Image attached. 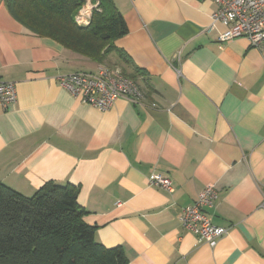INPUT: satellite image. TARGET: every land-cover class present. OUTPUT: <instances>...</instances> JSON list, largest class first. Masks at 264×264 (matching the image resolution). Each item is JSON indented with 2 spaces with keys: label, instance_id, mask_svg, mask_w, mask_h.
Segmentation results:
<instances>
[{
  "label": "crops",
  "instance_id": "0c3cea01",
  "mask_svg": "<svg viewBox=\"0 0 264 264\" xmlns=\"http://www.w3.org/2000/svg\"><path fill=\"white\" fill-rule=\"evenodd\" d=\"M127 56L101 64L25 29L0 0V82L16 101L0 106V185L24 197L72 185L95 241L126 264H264V50L244 38L222 45L207 0H112ZM117 68L144 99L106 111L58 78ZM138 69V70H137ZM152 173L173 192L151 187ZM212 186L205 208L226 234L211 248L180 227L182 209Z\"/></svg>",
  "mask_w": 264,
  "mask_h": 264
},
{
  "label": "trees",
  "instance_id": "16d2710c",
  "mask_svg": "<svg viewBox=\"0 0 264 264\" xmlns=\"http://www.w3.org/2000/svg\"><path fill=\"white\" fill-rule=\"evenodd\" d=\"M91 1L99 11L85 27L75 16L86 0H6V6L31 33L96 64L112 52L127 60L113 44L127 33L121 14L112 0ZM84 214L72 185L49 183L31 197L0 185V264H126L121 248L95 241Z\"/></svg>",
  "mask_w": 264,
  "mask_h": 264
},
{
  "label": "built area",
  "instance_id": "2783aa9c",
  "mask_svg": "<svg viewBox=\"0 0 264 264\" xmlns=\"http://www.w3.org/2000/svg\"><path fill=\"white\" fill-rule=\"evenodd\" d=\"M216 6L211 15L213 24H220L225 31L218 34L217 42L222 45L236 38H244L251 48L264 50V0H207ZM99 11L98 2L86 0L75 16L79 27L88 26L93 12ZM59 85L73 97L100 111L108 110L113 103L126 99L132 103L141 102L144 93L141 87L117 68L98 66L93 72H77L58 78ZM16 101L15 86L11 82H0V106L6 109ZM151 187L173 192L171 181L161 174L152 173L148 178ZM216 199L212 186L205 187L195 202L182 209L180 227L197 236L198 242L215 247L226 230L213 226L205 208H210Z\"/></svg>",
  "mask_w": 264,
  "mask_h": 264
}]
</instances>
